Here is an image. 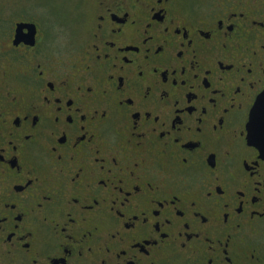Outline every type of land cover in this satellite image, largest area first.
I'll use <instances>...</instances> for the list:
<instances>
[{
    "label": "flooded vegetation",
    "instance_id": "obj_1",
    "mask_svg": "<svg viewBox=\"0 0 264 264\" xmlns=\"http://www.w3.org/2000/svg\"><path fill=\"white\" fill-rule=\"evenodd\" d=\"M77 12L0 27V264H264V0Z\"/></svg>",
    "mask_w": 264,
    "mask_h": 264
},
{
    "label": "rangeland",
    "instance_id": "obj_2",
    "mask_svg": "<svg viewBox=\"0 0 264 264\" xmlns=\"http://www.w3.org/2000/svg\"><path fill=\"white\" fill-rule=\"evenodd\" d=\"M80 0H0V27L9 30L16 21H41L48 37L59 46L80 32L77 6ZM15 21V22H14Z\"/></svg>",
    "mask_w": 264,
    "mask_h": 264
},
{
    "label": "water",
    "instance_id": "obj_3",
    "mask_svg": "<svg viewBox=\"0 0 264 264\" xmlns=\"http://www.w3.org/2000/svg\"><path fill=\"white\" fill-rule=\"evenodd\" d=\"M25 29L29 30L27 34H24ZM36 34L37 26L34 23H21L17 26V39L20 42L25 40L28 44H34ZM24 36L26 39H22ZM248 132L249 143L264 152V94L258 99L251 112Z\"/></svg>",
    "mask_w": 264,
    "mask_h": 264
}]
</instances>
